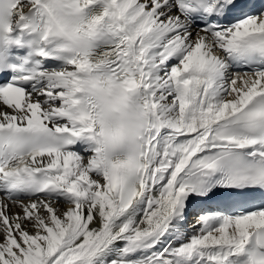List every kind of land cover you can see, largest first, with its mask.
<instances>
[{
    "label": "snow or ice",
    "instance_id": "1",
    "mask_svg": "<svg viewBox=\"0 0 264 264\" xmlns=\"http://www.w3.org/2000/svg\"><path fill=\"white\" fill-rule=\"evenodd\" d=\"M0 264H264V0H0Z\"/></svg>",
    "mask_w": 264,
    "mask_h": 264
}]
</instances>
